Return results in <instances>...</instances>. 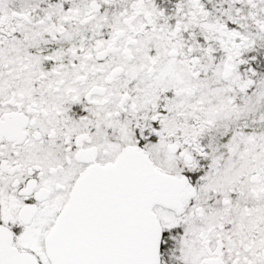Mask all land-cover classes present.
Masks as SVG:
<instances>
[{
    "label": "snow or ice",
    "instance_id": "6c2138e0",
    "mask_svg": "<svg viewBox=\"0 0 264 264\" xmlns=\"http://www.w3.org/2000/svg\"><path fill=\"white\" fill-rule=\"evenodd\" d=\"M0 264H264V0H0Z\"/></svg>",
    "mask_w": 264,
    "mask_h": 264
}]
</instances>
